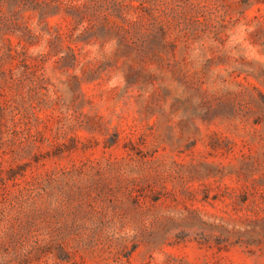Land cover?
I'll list each match as a JSON object with an SVG mask.
<instances>
[{"label": "rangeland", "instance_id": "obj_1", "mask_svg": "<svg viewBox=\"0 0 264 264\" xmlns=\"http://www.w3.org/2000/svg\"><path fill=\"white\" fill-rule=\"evenodd\" d=\"M0 264H264V0H0Z\"/></svg>", "mask_w": 264, "mask_h": 264}]
</instances>
